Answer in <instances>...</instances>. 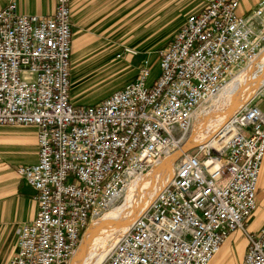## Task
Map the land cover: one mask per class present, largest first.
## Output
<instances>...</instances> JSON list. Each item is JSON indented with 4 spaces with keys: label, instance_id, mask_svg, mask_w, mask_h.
I'll use <instances>...</instances> for the list:
<instances>
[{
    "label": "built area",
    "instance_id": "built-area-1",
    "mask_svg": "<svg viewBox=\"0 0 264 264\" xmlns=\"http://www.w3.org/2000/svg\"><path fill=\"white\" fill-rule=\"evenodd\" d=\"M240 2L207 0L158 51L157 77L142 61L133 80L77 106L70 0H54L50 15L19 13L16 0L0 9V127L35 128L38 147L36 164L15 169L35 190L37 212L15 226L9 264H67L92 220L166 160L170 180L101 264H210L236 231L242 264H264V225L245 229L264 158V83L212 145L184 150L197 110L264 52V0L237 15Z\"/></svg>",
    "mask_w": 264,
    "mask_h": 264
},
{
    "label": "crops",
    "instance_id": "crops-1",
    "mask_svg": "<svg viewBox=\"0 0 264 264\" xmlns=\"http://www.w3.org/2000/svg\"><path fill=\"white\" fill-rule=\"evenodd\" d=\"M167 1L70 0L71 64L74 59L80 64L111 63L118 69L115 70L118 71L117 74L122 73L126 65H130L128 68L134 75L137 74L140 63L148 61L149 54H157L165 48L185 19L191 14L199 13L207 0H184L187 1L186 6L179 7L174 13L185 17L178 22L169 38L164 34L161 39L157 38L159 41L156 43L143 45L146 52L139 56L124 54L125 48H135L136 19H140L143 26H148L153 33L166 31L167 16L170 15ZM259 1L261 0H241L238 12L246 13L254 9ZM8 2L9 0H0V9ZM16 3L18 12L22 14L50 15L54 9V0H16ZM117 55L121 57L117 58ZM71 96L70 89V98ZM36 138L33 128L11 127L0 131V264H9L16 252L15 226L28 223L36 216L35 190L15 172L18 166L37 163ZM263 225L264 158L259 171L256 210L248 219L246 229L257 234ZM245 252L246 242L242 234L236 231L230 235L211 264H242Z\"/></svg>",
    "mask_w": 264,
    "mask_h": 264
},
{
    "label": "rangeland",
    "instance_id": "rangeland-1",
    "mask_svg": "<svg viewBox=\"0 0 264 264\" xmlns=\"http://www.w3.org/2000/svg\"><path fill=\"white\" fill-rule=\"evenodd\" d=\"M186 2L187 1H184V0H182V1L168 0L167 1V10H168V13L170 12V15L167 16V25H166V31L165 32L153 33V32H151L152 29H149L148 26H146V25L143 26L144 23H141L140 19H136L135 48H133V49L130 48L132 51H134L136 53V55H133V56H137V55L139 56V55L145 53L146 49L143 48V45L146 46L147 44H151V43L153 44L154 42L156 43L157 41H159L158 39H161L164 36V34L169 38L173 29L178 24V22L185 17L184 15L182 17V16H180L174 12H176V10L179 7L186 6ZM242 14H244V13H240L237 11V15H242ZM261 57H262V55H261ZM117 58H119V57H117ZM147 58H148L150 69H152V77L155 78L158 75V55L154 54V53L149 54L147 56ZM259 58L260 57H258V59ZM246 66L247 65H245V67ZM251 66L253 67L252 64L248 65L246 68L243 67V69L244 68L245 69L242 70L240 74L235 75L236 77L234 76L235 78L233 77L229 81L228 85L220 93L211 97L207 102H205L197 110L196 114H198V115L196 117L197 119H195L196 121H194L195 126H196V124H199L198 121L201 122L200 120H202V122H203L200 124H204V122L207 123L209 120L213 121L214 115L218 114V112H220L225 107H227V104H229V106L231 107V109H229L230 110L229 112L232 113L234 111L233 109L235 108L236 104L232 105L233 103L231 104L229 102L233 100L234 97L232 94H234L235 92L228 93V90L230 89L229 86H230L231 82L234 81L238 76H244L245 74L249 73V71H251L250 69H252ZM128 67H130V65H128V66L126 65L124 67L122 73L117 74L118 71H115V70H118V69L116 68V66L114 67V65H111V63L107 64L105 62H101V63H97V64H80L76 59H74L72 64H70V89H71V94H72V96L70 98L71 104H73L75 106L95 104L98 101L102 100L103 98L107 97L112 92L120 89L124 84H126L129 80L134 78L136 75V74L134 75L132 70H130V68H128ZM262 83H263V81L257 85L256 91L248 97L246 102L248 100H250L257 93V91H258L259 87L262 85ZM220 116L221 115H219L218 119H220ZM213 126H214V124L210 125L211 128ZM11 127L12 128H22V127H15V126H3V127H0V131H3L5 129H10ZM25 128H33V127H25ZM193 128L194 129H192V131L189 133V136H190L189 141L191 139V136L194 134V132H196L194 125H193ZM33 129H35V128H33ZM36 137H37V135H36ZM209 141H211V138ZM198 144H200V143H198ZM211 144H208V145H211ZM191 146H193V145H191ZM164 162H166V161H164ZM156 163H158V162H156ZM154 165H156V164L154 163L153 165H151L149 167V169L144 174L150 172L148 175L152 176V174H154V171L152 169ZM152 180L153 179H151V178L148 179L149 182L147 181L146 178H144V180L141 182L135 180L134 184L132 183V185H131V187L134 186V190H133L134 192L133 193L145 196V194L147 192L148 194L152 195L153 191L155 190V189L152 190V186L154 185V182L156 181V180H153L154 181L153 184L150 185ZM140 183H142V184L139 185ZM129 190L130 189L128 188V191ZM135 200L140 202V203H144V201H146V200H139V199H135ZM124 203H125V198H122L120 201H118V203L116 202L114 204L115 207H111L110 209H108V211H106L107 213L105 212V213L101 214L100 216H106V215L112 213L113 210H115L116 208L122 207L124 205ZM90 227H91V224H90L88 230L90 229ZM245 229H246V224H245ZM88 230L86 231V233L88 232ZM107 233H108V231H106V227L102 226L100 228L99 232L96 233V237H94L95 238L93 241L94 245L91 247V249L96 248L102 241H104L105 238L107 237ZM84 236L81 239V243H82V240L84 239ZM100 238H102V239H100ZM81 243H80V245H81ZM80 245H79V247H80ZM78 248H77V250H78ZM74 256H75V254H74ZM74 256L71 258V260H69L67 262V264H71Z\"/></svg>",
    "mask_w": 264,
    "mask_h": 264
},
{
    "label": "bare ground",
    "instance_id": "bare-ground-1",
    "mask_svg": "<svg viewBox=\"0 0 264 264\" xmlns=\"http://www.w3.org/2000/svg\"><path fill=\"white\" fill-rule=\"evenodd\" d=\"M261 55L259 56V59H256L254 63H251L253 67L251 66L252 69H250L251 71H249V73L245 74L244 76H238L234 81L231 82L229 86L230 89L228 90V93L235 92L232 94L234 97L233 100L229 102L231 104L233 103L232 105L236 104L235 108L233 107L234 111L241 107L242 104L246 102L248 97L256 91L258 84H260L262 81L264 83V52ZM240 73L241 72L237 73L236 75ZM229 109H231V107L229 104H227V107L218 112V114L214 115L213 121L209 120L207 123L204 122V124H200L203 123L202 120H200L201 122L198 121L199 124H196V126L194 124L196 132H194V134L191 136L190 141L188 140L189 142H187L185 145L184 150H187L191 145L198 143H204V145L207 147L210 146L208 144L214 143L215 140L211 136L214 135L215 131L219 129L221 123L224 120H227L228 117L234 112H229ZM197 115L198 114H196V117ZM219 115H221L220 119H218ZM196 117L195 119H197ZM213 124L214 126L211 128L210 125ZM210 138L211 141H209ZM158 163H155L156 165H154L152 168L154 171L152 176L148 175L150 172L146 173L145 175H137L128 184L127 188L118 199V201H120L122 198H125V203L122 207L116 208L115 210L112 209V213L106 216L96 217L94 220H92V223H90L91 227L85 234L80 247L75 252V256L71 264H101L103 262L116 240L127 232L133 220L148 206V204H150L155 194L163 188L167 181L170 180L173 169L172 161L166 160V162L162 161L159 164ZM144 178H146L147 181L149 178L156 180L155 182L152 180L150 183V185H152L154 182V185L152 186V190L155 189L153 194L150 195L147 192L145 196L134 194V186L131 187L132 183L134 184L135 180L141 182L144 180ZM141 184L142 183L139 185ZM128 188L130 189L129 191ZM135 199L146 201H144V203H140ZM112 207H115V205ZM102 226H105L106 231H108L107 237L96 248L91 249V247L94 245V237H96V233L99 232Z\"/></svg>",
    "mask_w": 264,
    "mask_h": 264
}]
</instances>
